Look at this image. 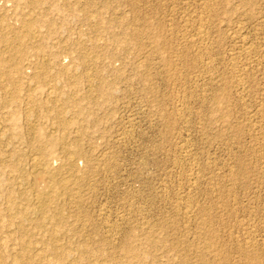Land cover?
I'll return each instance as SVG.
<instances>
[{"label":"rangeland","instance_id":"374dc122","mask_svg":"<svg viewBox=\"0 0 264 264\" xmlns=\"http://www.w3.org/2000/svg\"><path fill=\"white\" fill-rule=\"evenodd\" d=\"M0 264H264V0H0Z\"/></svg>","mask_w":264,"mask_h":264},{"label":"bare ground","instance_id":"6f19581e","mask_svg":"<svg viewBox=\"0 0 264 264\" xmlns=\"http://www.w3.org/2000/svg\"><path fill=\"white\" fill-rule=\"evenodd\" d=\"M201 30H202V29H201ZM201 30H199V33H202V32H203V31H201ZM16 39H19V36H14V39H13V40H16ZM18 45H19V44H18ZM251 47H252V46H251ZM246 48H247V47H246ZM249 48H250V46H249ZM250 49H251V48H250ZM248 51H249V50H248ZM251 51H252V49H251ZM50 175H51V174H50ZM47 177H48V176H47ZM49 178H50V177H49ZM54 178H55V177H54ZM53 184H54V183H53ZM39 194H40V193H39ZM42 195H43V193H42ZM44 203H45V202H44ZM44 203H43V204H44ZM208 236H209V235H208ZM210 244H211V243H210ZM23 245H24V244H23ZM23 245H22V248H23V247L25 248V246H23ZM26 247H27V246H26ZM248 247H249V246H248ZM22 248H21V249H22ZM24 248H23V249H24ZM27 248H28V247H27ZM25 249H26V248H25ZM21 251H22V250H21ZM249 251H250V250H249ZM63 254H64V253H63ZM253 255H254V254H253ZM258 255H259V254H258ZM252 259H253V258H252ZM1 260H3V259L1 258ZM15 260H16V259H15ZM247 260H248V259H247ZM249 260H250V259H249ZM258 260H259V259H258ZM16 261H17V260H16Z\"/></svg>","mask_w":264,"mask_h":264}]
</instances>
